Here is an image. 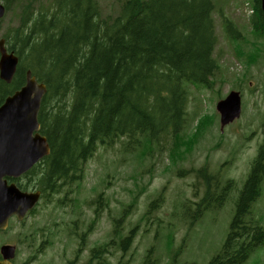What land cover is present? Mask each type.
I'll return each instance as SVG.
<instances>
[{
  "label": "trees",
  "instance_id": "16d2710c",
  "mask_svg": "<svg viewBox=\"0 0 264 264\" xmlns=\"http://www.w3.org/2000/svg\"><path fill=\"white\" fill-rule=\"evenodd\" d=\"M2 1L7 13L16 7L19 13L17 27L8 29L3 37L20 58L11 84L0 81L2 96L24 83L26 70L49 90L39 117L51 153L30 172L34 186L47 189L50 184L62 191L79 178L80 164L99 147L114 149L120 144L124 155L132 154L141 166L156 150L166 149L173 166L194 152L203 126L197 125L199 134L185 131L187 87L214 88L221 68L214 56L219 42L214 0ZM250 3V26L264 36L261 1ZM221 17L234 41L248 40L233 21ZM256 54L237 52L239 57L246 56L248 64L257 62ZM208 168L177 171L184 175L195 172L204 182L201 198L187 200L193 206L184 203L190 229L207 209L223 207L236 187L233 179L224 182L218 175L210 176ZM263 183L264 143L239 191L228 235L209 264H245L264 246V226L252 214ZM163 190L149 203L142 220L160 207ZM144 191L140 189L138 194ZM136 202L137 197L113 218L109 239L94 247L93 259L102 258V264H107L106 255L113 254L110 249L114 247L126 255L140 227L137 223L125 229ZM96 212L91 226L100 218ZM153 257L151 247L144 262L159 264ZM168 261L178 264L176 255Z\"/></svg>",
  "mask_w": 264,
  "mask_h": 264
},
{
  "label": "rangeland",
  "instance_id": "374dc122",
  "mask_svg": "<svg viewBox=\"0 0 264 264\" xmlns=\"http://www.w3.org/2000/svg\"><path fill=\"white\" fill-rule=\"evenodd\" d=\"M100 1L104 4L107 0ZM214 2V19L219 38L214 56L221 68L214 79V88L188 85V124L185 131L196 132L197 125L203 126L201 134L196 132L200 137L194 152L186 154L185 159H180L173 166L166 149L156 150L152 152L154 156L149 155L141 166L132 154L124 155L120 144L114 149L100 148L96 156L86 164L84 185L80 182V185L71 186V195L82 186L79 191V200L82 202L78 201L83 209L84 225L90 222L94 213L93 204L88 203L93 202L101 192L106 197L109 210L118 216L133 196L140 189L146 188L140 194L125 227L128 230L132 225L140 223L134 241V261L131 264H141L146 248L152 243L156 244L157 253L161 257L160 264H168L172 255H176L178 264H209L221 250L228 235L236 199L264 138V37L253 32L250 26V0ZM222 14L236 24L247 41H234L229 37L223 26ZM18 17L16 7L0 20V37L8 29L17 27ZM239 50L246 56L259 52L256 54L257 62L248 64L246 56L237 55ZM231 90L241 91L243 112L241 118L228 124L224 132H221L216 104ZM203 165H208L210 172L219 173L221 180H235L236 187L230 192L223 207L207 209L190 229L188 222L183 221L184 203L193 206L187 200H198L195 196L199 198L202 195L204 182L194 173L179 175L177 171ZM194 182H197L196 187L193 186ZM165 185L160 207L142 220L149 203L158 197ZM37 211L38 215L30 217L25 225L30 228L44 225L53 227L55 224L59 227L67 226L78 213L76 209L58 212L55 207L45 208L44 202ZM252 214L264 226V183L261 196L252 206ZM23 225L14 221L7 233H0V243H15L17 232ZM111 229L106 211L87 241L103 243L109 239ZM34 238L37 240L36 236ZM111 250L115 255H107L108 264H118L120 253L116 249ZM245 264H264V246L254 251Z\"/></svg>",
  "mask_w": 264,
  "mask_h": 264
},
{
  "label": "water",
  "instance_id": "95a60500",
  "mask_svg": "<svg viewBox=\"0 0 264 264\" xmlns=\"http://www.w3.org/2000/svg\"><path fill=\"white\" fill-rule=\"evenodd\" d=\"M261 5L264 14V0H261ZM5 11L0 1V18L4 17ZM0 53V77L11 82L17 69L18 57L14 52L7 53L5 40H0ZM46 93L47 86L28 72L25 85L7 97L0 106V229L6 228L14 214L23 219L39 199L38 193L21 192L14 185L9 186L5 178L19 177L50 152L46 137L40 133L41 124L38 119ZM217 109L221 114L223 129L241 115L240 92L231 91L218 102ZM2 253L6 259L13 258L15 247L6 245ZM0 264L11 263L2 261Z\"/></svg>",
  "mask_w": 264,
  "mask_h": 264
},
{
  "label": "flooded vegetation",
  "instance_id": "af4514ba",
  "mask_svg": "<svg viewBox=\"0 0 264 264\" xmlns=\"http://www.w3.org/2000/svg\"><path fill=\"white\" fill-rule=\"evenodd\" d=\"M8 51H11L8 48ZM27 71L26 70L24 72L25 78L27 75ZM0 81L10 85L11 83H6L5 81H3L0 78ZM22 85V84H20ZM19 85V86H20ZM1 93V92H0ZM8 180L11 182L12 178H8ZM57 193L55 194V196H59L61 195V191L56 190ZM55 192V191H54ZM14 218V217H13ZM12 218V219H13ZM11 219V220H12ZM53 228L55 229V232L53 231H49L50 233H55L54 235V240H41L39 242H37V248L35 250V252H32L29 248H27L24 251V245H23V238L24 236V231H22L21 229L19 230V247H18V257L15 258L12 262L14 264H79L78 260L76 259L74 252L72 250V247L70 245L69 241V237L70 235V228H68L67 226H53ZM33 243H30V245H32ZM24 254H31V256L27 257L26 260H23V255ZM46 255V257L42 258L43 255ZM0 259H3L1 254H0Z\"/></svg>",
  "mask_w": 264,
  "mask_h": 264
}]
</instances>
